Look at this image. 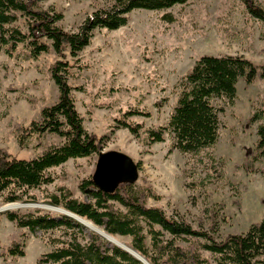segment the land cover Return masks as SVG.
Wrapping results in <instances>:
<instances>
[{
  "label": "rangeland",
  "instance_id": "1",
  "mask_svg": "<svg viewBox=\"0 0 264 264\" xmlns=\"http://www.w3.org/2000/svg\"><path fill=\"white\" fill-rule=\"evenodd\" d=\"M256 2L264 9V0ZM43 5L63 14L62 28L76 31L105 2L46 0ZM165 14H171L174 21L165 22ZM204 55L243 56L257 66L264 65V24L240 0H190L166 11L136 10L127 26L94 32L69 81L85 128L104 139L102 153L129 156L139 167L137 186L146 181L161 195V202L149 205L162 207L170 215L179 213L195 227L206 210H214L222 218L219 236L225 238L243 234L264 219V157L257 150L259 124L251 122L264 109V82L257 80L249 86L241 80L233 106L216 102L224 109L219 113V143L200 156L178 150L170 153V134L163 143L147 146L120 125L127 113L139 111L143 114L130 116L128 121L142 131L167 126L179 99L181 79ZM56 61L52 54L28 60L22 50L13 57L0 54V147L19 158H34L47 146L61 143L58 137L48 136L42 143L21 148L14 132V125L39 120L41 110L57 102L59 90L50 76ZM98 159L94 155L52 169L56 182L31 191L37 203L5 204L0 196V211H4L0 212V264H36L53 249L51 237L58 235L19 229L6 213L41 208L51 215L61 214V209L46 208L47 196L57 186H65L75 198L84 199L80 185L93 178ZM85 228L87 234L96 233ZM112 238L130 246V238ZM17 242L24 244L25 257L7 252Z\"/></svg>",
  "mask_w": 264,
  "mask_h": 264
},
{
  "label": "trees",
  "instance_id": "2",
  "mask_svg": "<svg viewBox=\"0 0 264 264\" xmlns=\"http://www.w3.org/2000/svg\"><path fill=\"white\" fill-rule=\"evenodd\" d=\"M45 1L0 0V54L13 57L22 50L28 60H38L44 54L57 57L50 76L58 87V100L41 110L39 120L27 126L14 125L19 145L27 148L35 141L42 143L48 136L61 140L31 159L19 158L0 147V196L5 204L37 203L38 198L31 191L56 182L52 169L102 153L104 139L85 128L77 109L75 88L69 81L94 32L117 31L127 26L133 11H166L190 0H102L105 5L96 8L76 31L62 28L63 14L53 7L45 8ZM240 1L253 18L264 24V9L256 0ZM163 20L172 23L174 18L165 14ZM241 80L249 86L257 80L264 82V65L257 66L243 56L204 55L181 79L179 99L167 126L142 131L139 125L128 121L130 116L143 114L139 111L127 113L120 125L142 138L147 146L163 143L170 134L173 138L170 153L178 150L200 156L219 143V113L224 109L216 102L226 101L233 106ZM251 122L259 124L257 150L264 157V109L256 112ZM80 191L84 199L75 198L65 186H57L56 192L47 196L46 204L98 226L111 237L130 238V247L148 264L264 262V219L252 224L243 234L221 238L222 218L216 211L206 210L205 217L195 227L179 213L170 215L162 207L149 205L151 201L161 202L162 197L146 181L141 186L121 183L115 193H105L90 178L82 182ZM6 216L19 229L33 234L38 231L58 234L51 237L53 249L41 255L36 264H144L97 233L87 234L83 224L65 214L51 215L35 208L27 213L7 212ZM7 252L14 257L26 256L24 244L19 242Z\"/></svg>",
  "mask_w": 264,
  "mask_h": 264
},
{
  "label": "water",
  "instance_id": "3",
  "mask_svg": "<svg viewBox=\"0 0 264 264\" xmlns=\"http://www.w3.org/2000/svg\"><path fill=\"white\" fill-rule=\"evenodd\" d=\"M92 179L96 187L101 191L105 193H115L121 183H137L139 181V168L133 159L123 153L115 151L101 153ZM49 207L51 206H46L47 209ZM61 213L73 217L80 222L79 217L65 210ZM99 235L103 237L101 234ZM117 246L130 253L137 260L144 264H148L147 261L130 246L124 244L123 246Z\"/></svg>",
  "mask_w": 264,
  "mask_h": 264
},
{
  "label": "bare ground",
  "instance_id": "4",
  "mask_svg": "<svg viewBox=\"0 0 264 264\" xmlns=\"http://www.w3.org/2000/svg\"><path fill=\"white\" fill-rule=\"evenodd\" d=\"M0 212H4V211H0ZM80 222H81V224H83L84 226H86L89 230L95 231V232L101 234L105 239H107L108 241L112 242L113 244L121 245V243H119L116 239H113L112 237H110L102 229L95 227L93 224H91L89 222H85V221H80ZM121 246H123V245H121Z\"/></svg>",
  "mask_w": 264,
  "mask_h": 264
}]
</instances>
